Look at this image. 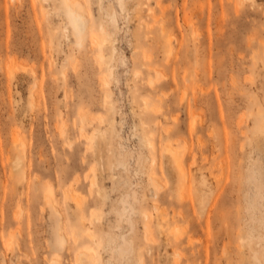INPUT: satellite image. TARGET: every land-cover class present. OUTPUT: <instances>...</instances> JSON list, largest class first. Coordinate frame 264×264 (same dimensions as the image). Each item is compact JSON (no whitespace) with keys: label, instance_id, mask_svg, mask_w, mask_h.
<instances>
[{"label":"rangeland","instance_id":"obj_1","mask_svg":"<svg viewBox=\"0 0 264 264\" xmlns=\"http://www.w3.org/2000/svg\"><path fill=\"white\" fill-rule=\"evenodd\" d=\"M80 4L0 0V264H264V0Z\"/></svg>","mask_w":264,"mask_h":264},{"label":"bare ground","instance_id":"obj_2","mask_svg":"<svg viewBox=\"0 0 264 264\" xmlns=\"http://www.w3.org/2000/svg\"><path fill=\"white\" fill-rule=\"evenodd\" d=\"M81 4H84L83 2ZM81 4H80V0H65V10H66V13H67V16L70 20V23L72 24L73 28L76 30V32L80 33L81 36H84L85 35V30L87 29V24H89V22L87 21L88 19H86V16L81 10ZM112 17H114V14L111 13ZM89 16V15H88ZM165 31V30H164ZM163 31V32H164ZM87 32V31H86ZM169 36V35H168ZM171 39V38H170ZM169 41V39H168ZM101 43V42H100ZM170 44V43H169ZM172 45V44H171ZM173 47V45H172ZM170 48V47H169ZM170 50V49H168ZM167 50V51H168ZM173 50V49H172ZM146 53V52H145ZM149 53V52H148ZM173 53V52H172ZM150 54V53H149ZM168 56H169V53L167 52ZM171 54V53H170ZM144 55V54H143ZM148 56V54L146 55ZM152 56V55H151ZM167 57V56H166ZM171 57V56H169ZM149 58V57H148ZM145 59V58H144ZM151 59V58H150ZM149 68V70H158V69H161V68H158L157 66H155V64H153L151 61H147L145 62ZM174 63V61L172 62ZM172 66H174L172 64ZM158 68V69H157ZM178 70V69H177ZM161 73V72H160ZM163 74V73H162ZM165 74V73H164ZM167 75V74H166ZM162 76V75H161ZM164 76V75H163ZM162 76V77H163ZM160 78V77H159ZM153 81V80H152ZM174 148V147H172ZM177 154V152H176ZM61 240V239H60ZM94 254V253H93ZM92 254V256H93ZM84 255V254H82ZM81 256V255H79ZM82 258V257H81ZM80 258V260H81ZM91 259V258H90ZM94 260V259H93ZM77 261V260H76ZM92 261V260H91ZM95 261V260H94ZM54 264H58V261L57 260H53ZM81 262V261H80ZM79 262V263H80Z\"/></svg>","mask_w":264,"mask_h":264}]
</instances>
